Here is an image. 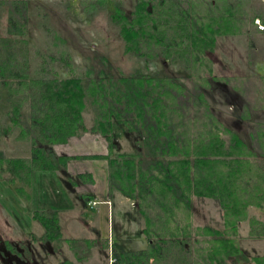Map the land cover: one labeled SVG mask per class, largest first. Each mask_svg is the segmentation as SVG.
<instances>
[{
    "label": "trees",
    "instance_id": "1",
    "mask_svg": "<svg viewBox=\"0 0 264 264\" xmlns=\"http://www.w3.org/2000/svg\"><path fill=\"white\" fill-rule=\"evenodd\" d=\"M30 1L35 0H0L8 23L0 35V137L16 128L18 138L32 146L30 158L0 162L12 180L27 184L33 169H66L70 158L53 153L54 146L88 132L110 140L114 126H123L135 134L138 151L111 161L110 186L133 202L149 248L116 253L115 264H264V253L255 245H264V95L257 84L250 85L251 95L241 92L250 77H238L234 85L235 77H219L211 58L221 38L247 29L240 26L247 17L238 13L239 5L230 0H80L88 18L109 16L124 55L161 68L127 76L88 71L59 79L54 65L75 64L72 52L38 4L34 8L41 12L45 36L39 45L31 43V4L39 2ZM62 1L74 8L72 0ZM254 18L264 23L261 15ZM211 81L242 95L244 121L251 120V110L263 114L252 120L250 145L212 112L206 96ZM88 105L95 117L91 129L83 115ZM79 177L93 182L90 174ZM211 206L218 216L212 220L200 214L210 215ZM34 217L44 233L27 238L60 251L65 239L58 213ZM24 241L17 243L30 262ZM74 254L78 261L86 259Z\"/></svg>",
    "mask_w": 264,
    "mask_h": 264
},
{
    "label": "rangeland",
    "instance_id": "2",
    "mask_svg": "<svg viewBox=\"0 0 264 264\" xmlns=\"http://www.w3.org/2000/svg\"><path fill=\"white\" fill-rule=\"evenodd\" d=\"M72 3L62 0H35L31 4L32 30L30 39L33 45H39L45 36L41 11H48L54 29L67 40L75 64H55L59 79L81 75L88 71L94 75H135L141 69L142 74L160 70V64H145L124 55L123 44L118 28L105 13L88 18L83 12L80 0ZM238 6V13L247 20L240 26H248L244 33L221 38L217 52L211 56L215 73L219 77H250L243 83L241 92L248 94L251 84H257L264 95V27L258 15L264 17V0H230ZM254 23L252 24L251 21ZM7 16L0 7V35L6 34ZM245 24V25H244ZM248 24V25H247ZM252 24V25H250ZM250 25V27H249ZM242 30V32H243ZM32 37V38H31ZM147 67V69H145ZM236 83V82H235ZM239 86V84H237ZM240 87V86H239ZM221 82H212L206 96L214 115L225 126L235 130L250 145L249 129L252 120L263 116L251 110V120L241 118L247 104L241 94ZM253 92V90H252ZM259 92V91H258ZM260 94V93H259ZM249 95H251L249 93ZM257 93H253L255 97ZM262 113V112H261ZM85 123L89 129L95 124L94 111L88 105L84 111ZM0 137V158L27 159L32 156V146L28 139H19V129ZM135 134L123 126H114L111 139L90 132L69 138L66 143L56 145L52 151L58 156H67L66 169H33L29 183L13 181L6 168L0 172V241L4 238L13 243L27 238V233L42 235L44 229L35 220L36 212H57L60 218L62 236L65 239L60 251L55 252L52 244H37L32 252L31 261L25 264H58L70 260L74 264H115L116 253L136 252L149 248V242L142 233L144 221L139 222L133 202L118 190L110 186L111 161L119 155L134 154L138 151ZM79 156V158H73ZM80 174H90L93 182H83ZM211 219L217 216V210L209 207ZM206 214V213H205ZM247 230V228H246ZM4 239V240H5ZM68 239L78 240L71 244ZM3 244V243H2ZM263 243L257 242L258 253H264ZM87 251V252H85ZM74 253L85 257L78 261ZM132 257V254H131ZM18 264L21 260L8 252L2 255L4 264ZM150 264H160L152 261Z\"/></svg>",
    "mask_w": 264,
    "mask_h": 264
},
{
    "label": "flooded vegetation",
    "instance_id": "3",
    "mask_svg": "<svg viewBox=\"0 0 264 264\" xmlns=\"http://www.w3.org/2000/svg\"><path fill=\"white\" fill-rule=\"evenodd\" d=\"M1 161H2V158H0V162ZM6 168H7L6 167V164H3V166H0V172L2 171V174H5ZM10 174H12V173L10 172ZM29 234H33V233H27L26 235H29ZM4 239L2 241H0V254H1L0 256L1 257H2V255L8 256V252H10L9 248L6 245V244H8V245H10V248L11 249H13V248L15 249L14 256H16L17 258H19L21 260V263L25 264V262H27V261H25L23 259V256L25 255V250L23 249V246L20 245L17 242L13 243L11 241H8L6 239L4 240ZM32 240H33L32 237H30L29 239L26 238L25 241H24V243L26 245L25 248H27L29 251H31V254H32L33 250H34V252L37 251V249L34 248V247H36V245L39 244L37 242H32ZM1 260H2V258H1Z\"/></svg>",
    "mask_w": 264,
    "mask_h": 264
},
{
    "label": "built area",
    "instance_id": "4",
    "mask_svg": "<svg viewBox=\"0 0 264 264\" xmlns=\"http://www.w3.org/2000/svg\"><path fill=\"white\" fill-rule=\"evenodd\" d=\"M260 27H261L260 29L264 31V27H262V26H260Z\"/></svg>",
    "mask_w": 264,
    "mask_h": 264
}]
</instances>
